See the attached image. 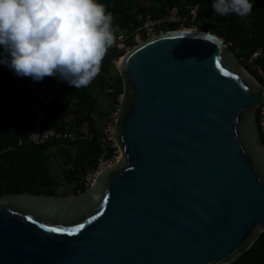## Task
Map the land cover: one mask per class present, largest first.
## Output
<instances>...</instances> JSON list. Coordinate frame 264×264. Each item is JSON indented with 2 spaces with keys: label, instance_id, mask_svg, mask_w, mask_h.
<instances>
[{
  "label": "water",
  "instance_id": "obj_1",
  "mask_svg": "<svg viewBox=\"0 0 264 264\" xmlns=\"http://www.w3.org/2000/svg\"><path fill=\"white\" fill-rule=\"evenodd\" d=\"M109 64L124 85L122 160L62 202L0 196V264L236 262L264 232V87L203 29L158 34Z\"/></svg>",
  "mask_w": 264,
  "mask_h": 264
},
{
  "label": "trees",
  "instance_id": "obj_2",
  "mask_svg": "<svg viewBox=\"0 0 264 264\" xmlns=\"http://www.w3.org/2000/svg\"><path fill=\"white\" fill-rule=\"evenodd\" d=\"M106 9L113 14L114 25L118 26L115 36L121 32L131 31L138 14H151L154 18L165 15L174 7L186 12L188 6L199 5V20L203 31L211 32L222 38L237 55L238 63L244 66L246 61L258 49H263V57L258 63L264 68V0H253L251 13L240 18L235 15L226 17L215 14L212 10L213 0H100ZM187 25L194 26L188 22ZM182 26L165 25L163 31H175ZM129 39L128 44L135 47L147 39L146 35ZM105 54L99 73L87 87L75 89L66 82L51 105L50 114L53 128L58 133L80 136L81 127L90 121L95 138L93 142H58L52 141L42 147L27 145L18 147L19 141L30 136L34 125V113L29 109L31 94L27 88L25 77L16 75L8 66L0 64V196L10 193H30L45 195L57 194V177L53 166L57 167L67 180L72 179V170L76 175H86L90 169L96 168L103 155L99 138L98 125L94 114L98 111V90L106 91L107 77L112 65L108 61L112 57H123L126 53L110 49ZM250 73L253 72L244 66ZM57 77L46 76L36 82L48 92ZM118 90L123 92V81L117 79ZM258 114V110L256 112ZM12 148V150L7 151ZM75 178V177H73ZM83 189V193L87 192ZM73 195H78L73 193ZM232 264H264V232L259 235L251 247Z\"/></svg>",
  "mask_w": 264,
  "mask_h": 264
},
{
  "label": "clouds",
  "instance_id": "obj_3",
  "mask_svg": "<svg viewBox=\"0 0 264 264\" xmlns=\"http://www.w3.org/2000/svg\"><path fill=\"white\" fill-rule=\"evenodd\" d=\"M252 9L253 0L212 3L222 17L245 18ZM117 31L100 0H0V64L36 82L55 76L75 89L87 87Z\"/></svg>",
  "mask_w": 264,
  "mask_h": 264
},
{
  "label": "built area",
  "instance_id": "obj_4",
  "mask_svg": "<svg viewBox=\"0 0 264 264\" xmlns=\"http://www.w3.org/2000/svg\"><path fill=\"white\" fill-rule=\"evenodd\" d=\"M199 5L188 6L186 12L181 13L179 7H174L167 14L154 18L152 15L148 14L146 16L139 15L138 19L140 24L133 29L131 36L122 34L119 35L115 41V47L124 53H128L133 49L132 45L128 44L129 39L132 36L140 39V36L146 35L147 39L158 34H163V28L165 25L176 24L182 26L181 28H191L200 27L201 22L199 20ZM188 22L194 24V26L187 25ZM137 39V40H138ZM140 41V40H138ZM140 43V42H139ZM138 43V44H139ZM263 57V49H258L254 52L246 61H244V66H247L251 72L254 73V77L257 78L259 83L264 87V68L258 63ZM115 68V67H114ZM249 72V71H248ZM120 76L119 71L116 70L108 75L107 83V96H108V105L111 108L110 115L107 118L105 127L103 129L102 137V149L103 155L99 160L98 166L92 169L86 175L77 176L76 171L72 170V179L67 180L64 176L60 174L56 169L57 167L53 166V171L57 177L56 183L57 187L55 190L57 194H67L73 195L76 193L78 195L83 193V189H91L97 179L106 171L114 169L119 162L122 160V150L118 143H114L116 139L113 137V132L117 125V120L119 117V107L123 98V92L121 93L118 90L117 79ZM26 85L31 93V99L28 101L31 109L35 113V120L33 128L30 132V136L25 141H20L18 147H24L27 145H34L37 147H42L52 141L58 142H76V141H85L93 142L94 135L91 131V126L89 123H86L81 127V136L78 137L74 134L68 133H58L53 128V119L50 114L51 105L56 97L57 92L60 89V86L65 82L56 79L55 83L52 86V89L47 93L43 92L37 83L32 80L31 77H25ZM124 91V88H123ZM257 114V126L260 133V137L263 140L264 146V92H263V101L258 107ZM12 150V148L7 151ZM75 177V178H73Z\"/></svg>",
  "mask_w": 264,
  "mask_h": 264
},
{
  "label": "crops",
  "instance_id": "obj_5",
  "mask_svg": "<svg viewBox=\"0 0 264 264\" xmlns=\"http://www.w3.org/2000/svg\"><path fill=\"white\" fill-rule=\"evenodd\" d=\"M139 15H142V16H146V15H143V14H138L137 16H136V21H135V23L133 24V27L134 28H132L131 29V31H128V32H121V33H119V34H117L116 36H115V41H116V39H117V37L119 36V35H122V34H125V35H128V36H131V34L133 33V29H135L139 24H140V21H139V19H138V16ZM148 15V14H147ZM151 15V14H150ZM161 16H163V15H161ZM133 38V36L131 37V39ZM114 45H115V43H114ZM112 46L111 48H113V47H115V46ZM111 48H109L108 49V51H107V55H110L111 54V51H110V49ZM116 48V47H115ZM116 50L117 51H119L117 48H116ZM119 52H121V51H119ZM122 53H124V52H122ZM112 58H115V57H112ZM112 58L110 59V60H112ZM118 58H121V57H118ZM109 60V61H110ZM109 61H108V64H109ZM110 65V64H109ZM113 71H115V68H114V66L112 67V71H111V73L113 72ZM111 73H109V74H111ZM109 74H107L106 75V77H107V83H108V75ZM58 78V77H57ZM36 82V81H35ZM55 83V82H54ZM53 86V85H52ZM40 88V87H39ZM41 89V88H40ZM52 89V88H51ZM50 89V90H51ZM42 90V89H41ZM49 90V91H50ZM106 90H107V87H106ZM43 91V90H42ZM44 92V91H43ZM100 90H98L97 91V93H96V96L98 97V94H100ZM45 93H47V92H45ZM31 94V93H30ZM104 94L105 95H107V93H106V91L104 92ZM32 96V95H31ZM30 100V99H29ZM108 104V103H107ZM28 106H29V109L33 112V110L31 109V107H30V105H29V103H28ZM108 107H109V111H108V113L107 114H105V112H103L104 114L102 115V116H99V109H100V107L98 106V111L94 114V119H95V123L98 125V135H99V138H100V141H101V144H102V137H103V129H104V127H105V124H106V121H107V118H108V116L110 115V112H111V108H110V106L108 105ZM34 113V112H33ZM34 120H35V113H34ZM86 123H89L90 124V126H91V131H92V134L94 135V133H93V128H92V125H91V123H90V121H86ZM85 123V124H86ZM84 124V125H85ZM31 132V131H30ZM81 136V135H80ZM79 136V137H80ZM94 138H95V135H94ZM28 139V138H27ZM26 139V140H27ZM94 140V139H93ZM20 142V141H19ZM18 142V143H19ZM81 142H85V141H81ZM88 143H90V142H88ZM103 150V149H102ZM100 160V159H99ZM92 169H94V168H92ZM92 169H90V171L92 170ZM89 171V172H90Z\"/></svg>",
  "mask_w": 264,
  "mask_h": 264
},
{
  "label": "rangeland",
  "instance_id": "obj_6",
  "mask_svg": "<svg viewBox=\"0 0 264 264\" xmlns=\"http://www.w3.org/2000/svg\"><path fill=\"white\" fill-rule=\"evenodd\" d=\"M194 28H201V27L198 26V27H194ZM113 72H115V71H113ZM97 98L99 100V107H100L99 116H102L104 114L103 112H105V114H107L108 111H109V107H108V104H107L108 103V96L105 95L103 92H100V94H98Z\"/></svg>",
  "mask_w": 264,
  "mask_h": 264
},
{
  "label": "snow or ice",
  "instance_id": "obj_7",
  "mask_svg": "<svg viewBox=\"0 0 264 264\" xmlns=\"http://www.w3.org/2000/svg\"><path fill=\"white\" fill-rule=\"evenodd\" d=\"M209 39H210V37H209ZM216 65H217V67H220V65H221V61H220V58H219V57L216 58ZM222 71H223V69H222ZM223 75H224V76H230L231 73H230L229 71H223ZM92 219L95 220L96 217L93 216ZM79 227H80V228H83L84 225H79ZM49 230L52 231V232L62 231V229H59V228H51V229H49ZM73 231H76V229H73Z\"/></svg>",
  "mask_w": 264,
  "mask_h": 264
},
{
  "label": "flooded vegetation",
  "instance_id": "obj_8",
  "mask_svg": "<svg viewBox=\"0 0 264 264\" xmlns=\"http://www.w3.org/2000/svg\"><path fill=\"white\" fill-rule=\"evenodd\" d=\"M259 144H260V145H263V140H262L261 137L259 138ZM262 178H263V177H262ZM56 196L61 197V198H60V202H62V199H63L64 197H66V195H56ZM67 196H68V195H67ZM69 196H75V195H69Z\"/></svg>",
  "mask_w": 264,
  "mask_h": 264
}]
</instances>
